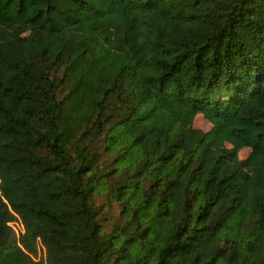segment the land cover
<instances>
[{"label": "trees", "instance_id": "1", "mask_svg": "<svg viewBox=\"0 0 264 264\" xmlns=\"http://www.w3.org/2000/svg\"><path fill=\"white\" fill-rule=\"evenodd\" d=\"M0 264H264V0H0Z\"/></svg>", "mask_w": 264, "mask_h": 264}, {"label": "rangeland", "instance_id": "2", "mask_svg": "<svg viewBox=\"0 0 264 264\" xmlns=\"http://www.w3.org/2000/svg\"><path fill=\"white\" fill-rule=\"evenodd\" d=\"M191 127L194 129L201 130L203 132H207L212 128L211 121L204 116L203 114H197L191 124ZM249 154L248 148H242L239 150V156L241 159L246 158ZM95 203L98 205L104 202V198L102 196L94 197ZM114 204H109L103 211V215L108 216V218L113 217L116 214V209L114 208Z\"/></svg>", "mask_w": 264, "mask_h": 264}, {"label": "built area", "instance_id": "3", "mask_svg": "<svg viewBox=\"0 0 264 264\" xmlns=\"http://www.w3.org/2000/svg\"><path fill=\"white\" fill-rule=\"evenodd\" d=\"M10 225L14 229L16 236L19 237V235L23 232V226L20 219L17 218L15 221H12Z\"/></svg>", "mask_w": 264, "mask_h": 264}]
</instances>
